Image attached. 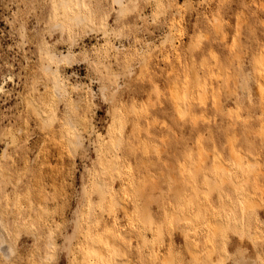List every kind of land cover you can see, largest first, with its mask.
I'll use <instances>...</instances> for the list:
<instances>
[{"label": "rangeland", "instance_id": "obj_1", "mask_svg": "<svg viewBox=\"0 0 264 264\" xmlns=\"http://www.w3.org/2000/svg\"><path fill=\"white\" fill-rule=\"evenodd\" d=\"M76 7L0 0V264H264V0Z\"/></svg>", "mask_w": 264, "mask_h": 264}, {"label": "bare ground", "instance_id": "obj_2", "mask_svg": "<svg viewBox=\"0 0 264 264\" xmlns=\"http://www.w3.org/2000/svg\"><path fill=\"white\" fill-rule=\"evenodd\" d=\"M63 1H65V0H63ZM118 2L122 5V0H118ZM87 18H88V15L82 10V0H77V7H76V9L73 11V15L71 16V19L72 20H75V21H77V22H80V21H85V20H87ZM218 20V19H217ZM57 25H60V22H58L57 23ZM51 58L52 59H54L55 58V54H52L51 55ZM65 58H67V57H65ZM50 69H51V67H50ZM51 70H54V69H51ZM56 71V70H55ZM55 71H52V72H54V74L56 73ZM60 76V75H59ZM59 76H57L56 75V82H55V89L57 90V92L59 93V94H61V93H63V92H66L67 91V85H66V83H64L63 82V80H62V77L60 78ZM263 82V81H262ZM264 83V82H263ZM261 89V88H260ZM262 90V89H261ZM187 92H188V90H186ZM187 92H186V95H187ZM182 106V105H181ZM181 109H182V107H181ZM184 112V109H182L181 110V113H183ZM181 116H182V114H180ZM52 118V117H51ZM54 119V118H53ZM52 119V120H53ZM49 120H51V119H48V121ZM70 120L71 119H69V122H70ZM72 121V120H71ZM50 122V121H49ZM49 122H47V123H49ZM72 123V125L73 126H75V124H74V122H71ZM75 134V137L74 138H70L69 139V144H70V146H71V148L72 149H75L76 148V146L78 145V143H82V141L80 140V135L75 131L74 132ZM116 140H117V142H116V144L117 143H119V138H116ZM78 147V146H77ZM250 163H249V166H250V168H253L254 167V165H256V163L257 162H252V160L251 161H249ZM232 184H233V182H232ZM234 184H235V182H234ZM233 184V185H234ZM236 185V184H235ZM237 186V185H236ZM250 205V204H249ZM187 219V218H186ZM216 222V221H215ZM215 228H220V229H222V230H224V229H226V228H228V226H230V223H225L224 221H217L216 223H215ZM232 226V225H231ZM236 232V231H235ZM2 235V234H1ZM0 235V236H1ZM4 235V234H3ZM4 237V236H3ZM2 236H1V238H3ZM3 241V243H5L6 242V238H5V240L3 239L2 240ZM8 241V240H7ZM1 242V241H0ZM7 244V243H6ZM7 245H9V244H7ZM7 245L5 246V247H7ZM1 246V245H0ZM10 246V245H9ZM8 246V247H9ZM10 247H12L11 249H13V246H10ZM100 248V247H99ZM0 249H2L3 250V248L1 247ZM9 249V248H8ZM11 249L8 251V252H10L11 251ZM101 250L103 249V248H100ZM14 250V249H13ZM5 252H6V250H4ZM100 251V250H99ZM103 251V250H102ZM3 252V251H2ZM101 253V251L99 252V255H102V254H100ZM5 254V253H4ZM6 255V254H5ZM8 255H10V254H8ZM103 255H105L104 254V251H103ZM102 257H104V256H102ZM128 263L129 261H124L123 260V262H122V260H116L115 261V264H125V263ZM130 264V263H129ZM169 264H171V263H169Z\"/></svg>", "mask_w": 264, "mask_h": 264}, {"label": "snow or ice", "instance_id": "obj_3", "mask_svg": "<svg viewBox=\"0 0 264 264\" xmlns=\"http://www.w3.org/2000/svg\"><path fill=\"white\" fill-rule=\"evenodd\" d=\"M238 264H243V262H238Z\"/></svg>", "mask_w": 264, "mask_h": 264}]
</instances>
